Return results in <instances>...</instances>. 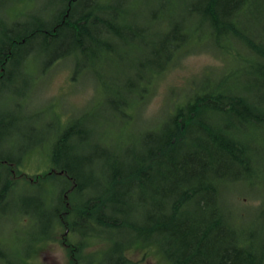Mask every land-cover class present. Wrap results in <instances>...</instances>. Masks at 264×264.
<instances>
[{"label": "trees", "instance_id": "obj_1", "mask_svg": "<svg viewBox=\"0 0 264 264\" xmlns=\"http://www.w3.org/2000/svg\"><path fill=\"white\" fill-rule=\"evenodd\" d=\"M26 10L19 29L4 14L0 80L20 66L29 74L42 55L51 65L68 59L102 86L99 68L116 63L118 84L105 99L120 120L183 49L208 42L223 62L125 143L97 136L86 114L65 122L50 142L45 180L27 181L20 198L33 206L22 212L38 227L34 241L65 220L74 264H127V247L151 242L170 264H264V203L242 223L225 208L227 193L264 189V0H44L37 13ZM5 128L0 115V150L12 153ZM17 154H0V202L14 189ZM92 241L105 247L82 262ZM13 255L0 264H22Z\"/></svg>", "mask_w": 264, "mask_h": 264}, {"label": "rangeland", "instance_id": "obj_2", "mask_svg": "<svg viewBox=\"0 0 264 264\" xmlns=\"http://www.w3.org/2000/svg\"><path fill=\"white\" fill-rule=\"evenodd\" d=\"M43 2L0 0V44L5 41L3 29L9 21L19 29V21L28 20L19 15L20 12L27 9L35 14ZM5 13L9 21L5 19ZM201 45V49L191 46L183 49L163 74L153 80L147 97L139 98L123 120L117 113L118 105L106 104L105 99L106 88H116L114 86L118 84L114 71L116 63H112L113 68H99L102 86L90 72L74 73L68 59L51 65L42 55L29 61V74H22L20 66L19 72L13 69L10 76L0 80V115L5 116L6 126L4 138L13 141L15 146L12 153L3 149L0 154L17 157L19 150V157L24 155L20 165L13 167L15 185L12 194L0 202V255L11 258L10 255L20 252L22 264H74L71 244L75 242V235L68 230L65 220H59L49 236L34 241L38 227L35 228L29 219L25 221L22 212L33 206L20 200L25 194L23 189L28 185L27 181L40 183L45 180L42 175L51 169L48 160L50 142L65 122L79 113L86 114L88 121L85 123L96 125L95 134L105 133V139L111 145L125 143L130 134L157 126L176 104L186 98L194 80L222 67L220 55L206 48L208 42ZM49 136V143L39 145ZM225 197V208L231 212L232 221L242 223L264 203V189L242 187ZM64 204L67 206L66 201ZM104 247L102 242H93L82 250L81 258L86 254L96 257ZM125 255L127 264H170L154 242L131 245L125 249Z\"/></svg>", "mask_w": 264, "mask_h": 264}, {"label": "flooded vegetation", "instance_id": "obj_3", "mask_svg": "<svg viewBox=\"0 0 264 264\" xmlns=\"http://www.w3.org/2000/svg\"><path fill=\"white\" fill-rule=\"evenodd\" d=\"M5 62V61H4ZM11 172H12V174L14 175V170L13 169H11ZM69 230V229H68ZM93 244V241L91 242V243H89L88 245H86V246H83L81 249H80V251H79V253L81 254V252H82V250L83 249H85L86 247H88V246H90V245H92ZM71 248H72V253L76 250V248L75 247H73V244H71ZM87 256H92L91 254L90 255H88V254H86L85 256H82V262H85L86 261V259H87ZM93 257V256H92ZM97 257V256H96ZM93 258H95V257H93Z\"/></svg>", "mask_w": 264, "mask_h": 264}, {"label": "snow or ice", "instance_id": "obj_4", "mask_svg": "<svg viewBox=\"0 0 264 264\" xmlns=\"http://www.w3.org/2000/svg\"><path fill=\"white\" fill-rule=\"evenodd\" d=\"M53 264H54V262H53Z\"/></svg>", "mask_w": 264, "mask_h": 264}]
</instances>
